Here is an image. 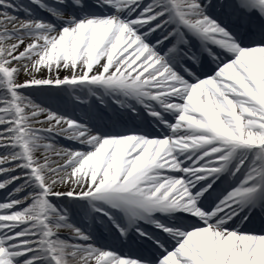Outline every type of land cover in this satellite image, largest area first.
Listing matches in <instances>:
<instances>
[{
	"label": "snow or ice",
	"instance_id": "obj_1",
	"mask_svg": "<svg viewBox=\"0 0 264 264\" xmlns=\"http://www.w3.org/2000/svg\"><path fill=\"white\" fill-rule=\"evenodd\" d=\"M0 264H264V0H0Z\"/></svg>",
	"mask_w": 264,
	"mask_h": 264
}]
</instances>
